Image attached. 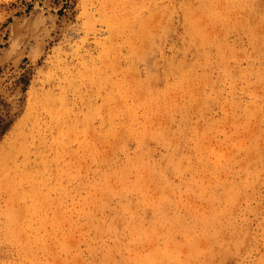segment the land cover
Segmentation results:
<instances>
[{"label":"rangeland","instance_id":"1","mask_svg":"<svg viewBox=\"0 0 264 264\" xmlns=\"http://www.w3.org/2000/svg\"><path fill=\"white\" fill-rule=\"evenodd\" d=\"M0 264H264V0H0Z\"/></svg>","mask_w":264,"mask_h":264}]
</instances>
